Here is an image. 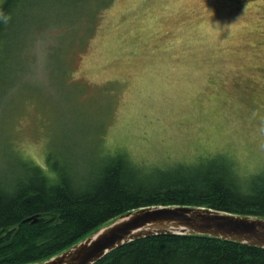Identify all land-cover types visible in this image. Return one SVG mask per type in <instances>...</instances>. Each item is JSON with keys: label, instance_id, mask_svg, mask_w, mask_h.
<instances>
[{"label": "rangeland", "instance_id": "374dc122", "mask_svg": "<svg viewBox=\"0 0 264 264\" xmlns=\"http://www.w3.org/2000/svg\"><path fill=\"white\" fill-rule=\"evenodd\" d=\"M1 55V182L115 153L264 170V0H32Z\"/></svg>", "mask_w": 264, "mask_h": 264}, {"label": "trees", "instance_id": "16d2710c", "mask_svg": "<svg viewBox=\"0 0 264 264\" xmlns=\"http://www.w3.org/2000/svg\"><path fill=\"white\" fill-rule=\"evenodd\" d=\"M30 1L0 6V66L2 41ZM106 157L93 175H75L71 165L45 171L28 162L27 175L0 181V264L47 260L142 206L196 205L264 217V170L243 174L223 156L153 171L127 153ZM94 264H264V247L205 234H161L124 244Z\"/></svg>", "mask_w": 264, "mask_h": 264}, {"label": "water", "instance_id": "95a60500", "mask_svg": "<svg viewBox=\"0 0 264 264\" xmlns=\"http://www.w3.org/2000/svg\"><path fill=\"white\" fill-rule=\"evenodd\" d=\"M161 234H205L264 247V217L196 205H148L130 210L69 248L34 264H94L131 241Z\"/></svg>", "mask_w": 264, "mask_h": 264}, {"label": "clouds", "instance_id": "9594fccd", "mask_svg": "<svg viewBox=\"0 0 264 264\" xmlns=\"http://www.w3.org/2000/svg\"><path fill=\"white\" fill-rule=\"evenodd\" d=\"M75 179H76L75 177H71V176H70V181H71V182L75 183Z\"/></svg>", "mask_w": 264, "mask_h": 264}]
</instances>
